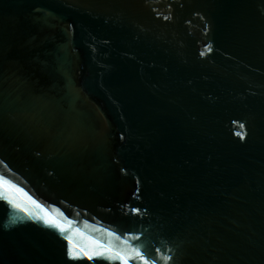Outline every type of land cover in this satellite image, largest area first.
I'll return each instance as SVG.
<instances>
[{"label": "water", "instance_id": "95a60500", "mask_svg": "<svg viewBox=\"0 0 264 264\" xmlns=\"http://www.w3.org/2000/svg\"><path fill=\"white\" fill-rule=\"evenodd\" d=\"M0 264H264V0H0Z\"/></svg>", "mask_w": 264, "mask_h": 264}]
</instances>
